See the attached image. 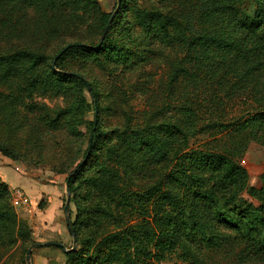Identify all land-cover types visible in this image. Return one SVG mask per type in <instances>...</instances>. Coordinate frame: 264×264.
<instances>
[{"label":"rangeland","instance_id":"374dc122","mask_svg":"<svg viewBox=\"0 0 264 264\" xmlns=\"http://www.w3.org/2000/svg\"><path fill=\"white\" fill-rule=\"evenodd\" d=\"M60 1L64 13L54 20L55 25L45 24L38 14L25 9L11 14L0 0V57L32 53L45 61L34 68L29 60H22L6 75V63L0 62V145L15 156L8 159L0 153V185L6 187V203L17 225H24L28 232L26 240H7V232L2 235L0 264H27L28 250L48 242L63 244L76 256L67 258L59 248L44 247L32 251L31 264H88L93 253L111 252L113 242L108 237L133 230L141 235L145 229L156 231L154 208L169 210L161 199L172 187L168 176L175 160L188 152L167 125L195 133L189 150L223 152L239 141H230L225 129L215 126L245 117L258 106L264 108L263 64L241 66L233 64V58L196 73L185 59L186 51L146 41L137 20L139 14L155 13L184 18L195 10L203 13L216 2L215 6H236L234 12L245 22L253 20L257 2L120 0L124 9L110 23L115 21L108 51L85 57L71 53L58 67L62 73L80 76L99 94L98 135L87 162L95 122L90 92L72 83L60 88L55 79L52 86L44 81L47 76L53 80L48 66L67 46L96 45L101 40V16L112 18L118 0H98L99 10L84 0ZM223 11L215 25L221 34H228L229 42L234 41L235 35L230 34L235 22L233 17L228 23L227 19L235 14L229 8ZM231 49L218 50L223 55ZM14 72L17 75L11 77ZM149 131L154 138L147 137ZM243 142L248 152L238 160L250 172L249 185L233 193L240 201L257 205L250 189L259 190L263 184L264 146L251 138L244 137ZM82 164L70 198L68 216L77 230L73 238L65 214L67 179ZM123 194H137L129 201L131 207L121 206ZM227 234L233 240L234 235ZM88 239L95 245L87 251L80 242ZM239 244L217 250L194 244L165 253L161 261L146 259L143 264H264V255L248 254ZM130 254L135 258L133 250ZM106 260V264H121Z\"/></svg>","mask_w":264,"mask_h":264},{"label":"trees","instance_id":"16d2710c","mask_svg":"<svg viewBox=\"0 0 264 264\" xmlns=\"http://www.w3.org/2000/svg\"><path fill=\"white\" fill-rule=\"evenodd\" d=\"M254 1L257 2L254 18L245 22L242 20L241 15L234 12L236 6L223 7L224 4L222 6L220 3L215 6L217 3L213 1L216 4L211 3L203 13L201 10L199 12L195 10L184 15V18L178 15L176 18L168 17L158 13L142 16L139 14L137 16L138 26L140 25L146 41H154L163 46L181 47L183 51H186L185 59L196 73L200 70H207V65L217 63V66L224 62L226 64L233 58H236L233 64L238 63L241 66L251 67L256 62L264 65V0ZM1 2L7 4V9H10L11 14L18 11L21 13L25 9L28 12L38 14L44 19L45 24L53 22L56 25L54 20L64 13V7L60 0H1ZM84 2L87 6L99 10L98 0H84ZM121 6L122 4H120L119 12L124 9ZM225 8L233 11L230 12L231 15L235 14V16H229L227 19L228 23L233 17V22H235L232 27L233 31L230 34L235 35V40L230 42L228 34H221L215 25L216 22H221L219 16L225 14L226 11H223ZM119 12L117 18L121 13ZM110 18L109 15L105 14L101 16L102 36L109 26L103 40L101 37L96 45L76 44L67 46L58 54L61 56L56 61L55 67H52V65L58 55L48 66V74L50 72L53 80L48 79L47 76L44 81L46 86H52L55 79L60 88L66 83H72V85L83 87L90 92L93 98L91 107L95 122L92 123L90 153H87V162L92 159L91 154L98 135L99 94L80 76L73 73H62L58 71V67L60 62L71 53H74L75 56L85 57V55L100 56L107 52L110 48L108 42L112 34L111 29L115 22L110 25ZM63 22H60V24H63ZM51 26L54 27V25ZM231 46L232 49L227 54H220L218 49ZM22 60H29L35 65L34 68L45 62L43 58L32 53H18L14 56L0 57V62H5L7 66L4 75L15 71L12 68ZM14 75H17L16 72L11 77ZM167 126L172 129L174 136L183 140L184 150H188L175 160V166H173V170L168 176L172 187L169 185L170 190L161 198L163 199V206H168L169 210L163 211L162 207L160 210L154 208L156 209L153 217L156 231H147L142 226L140 229H145L143 235L133 230L108 237L107 240L113 242L111 252L101 253L99 256L93 253L88 258L87 263L106 264L104 261L109 259L108 261L113 262V260H116L121 264H137V257L143 264L146 263V259L161 261L165 253H175L179 249H185L183 247L191 248L194 244H199L201 248L206 250H217L235 242H239V246L245 247L249 252L248 254L264 255V176L262 177V187L259 190L250 189V195L252 194L255 198L257 205H249L245 201H240L239 195L233 193V189L244 188L249 185L250 172L238 160L248 152L247 144L243 142V138H251L252 142L261 147L264 146L263 106H258L247 116L234 122L226 124L219 122L215 126L216 129L218 127L225 129L224 133L227 132L230 141H239V145L235 143L233 148L223 152L189 150V141L194 138L195 133L180 125L168 124ZM151 132H148L147 137L154 138L155 135ZM0 153L8 159L15 158L3 145H0ZM174 155L177 156V154ZM84 166L85 164L78 166L68 177L70 194L75 191L74 184L79 175L78 171L80 172V169ZM227 192L230 196H224ZM136 196L137 194H123L121 206L123 208L131 207L132 204L129 201ZM6 200V187L0 185V239L6 232L7 240L28 239L27 228L21 224L17 225L16 216L9 209ZM72 228L74 234L77 235L74 225ZM227 233L234 235L233 240H230ZM145 243H147V246H152L153 250H148ZM80 244L88 251L95 245V242L88 239L83 240ZM132 250L135 253V258L130 254ZM66 256L67 258H73L76 256V252H67Z\"/></svg>","mask_w":264,"mask_h":264},{"label":"water","instance_id":"95a60500","mask_svg":"<svg viewBox=\"0 0 264 264\" xmlns=\"http://www.w3.org/2000/svg\"><path fill=\"white\" fill-rule=\"evenodd\" d=\"M120 4H121V2H120V0H118V9L113 14L112 18L109 21V24L113 21V19L118 14V11H119V8H120ZM108 29H109V26L105 29V32H104V34L102 36V40L105 38V36H106V34L108 32ZM60 56L61 55H58L57 58L54 60L53 67H55V63L60 58ZM70 198H71V194H70V191L68 189V182H67V202H66V205H65V214L67 215V225H68V228H69V232H70L71 236L74 238L75 234H74L73 228L71 226L70 218L68 216L69 215V212H70ZM44 247H55V248H59V249L63 250L66 253L69 252L63 244H59V243L48 242V243H45V244H35L27 252V257H26L27 264H31V254H32V251L34 249H41V248H44Z\"/></svg>","mask_w":264,"mask_h":264}]
</instances>
